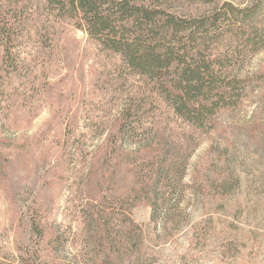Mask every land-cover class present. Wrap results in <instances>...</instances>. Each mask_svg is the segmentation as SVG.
<instances>
[{
  "label": "rangeland",
  "instance_id": "1",
  "mask_svg": "<svg viewBox=\"0 0 264 264\" xmlns=\"http://www.w3.org/2000/svg\"><path fill=\"white\" fill-rule=\"evenodd\" d=\"M222 1L248 4L182 8ZM19 5L13 52L0 47V264H264V50L233 70L260 85L204 134L72 23ZM130 106L137 140L123 144ZM163 158L180 193L166 226L126 203Z\"/></svg>",
  "mask_w": 264,
  "mask_h": 264
},
{
  "label": "trees",
  "instance_id": "2",
  "mask_svg": "<svg viewBox=\"0 0 264 264\" xmlns=\"http://www.w3.org/2000/svg\"><path fill=\"white\" fill-rule=\"evenodd\" d=\"M39 1L50 18L72 23L102 52L145 80L175 118L204 134L214 130L219 112L239 109L249 85H260L261 76L239 77L233 70L264 50L259 21L264 0H248L243 6L222 1L192 12L182 7L198 8L203 0ZM19 4L20 0H0V47L6 58L19 35L17 26L23 18ZM136 124V111L130 106L122 114L116 141L136 142ZM166 162L159 159L153 178L126 202L129 208L148 205L151 221L163 226L179 210L180 201V193L176 196L177 190L163 177ZM32 229L40 236L35 224Z\"/></svg>",
  "mask_w": 264,
  "mask_h": 264
}]
</instances>
